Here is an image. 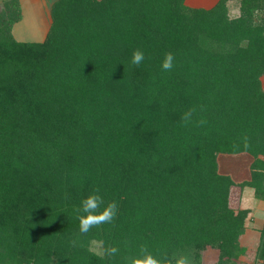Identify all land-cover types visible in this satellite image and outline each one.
I'll list each match as a JSON object with an SVG mask.
<instances>
[{"label": "trees", "instance_id": "16d2710c", "mask_svg": "<svg viewBox=\"0 0 264 264\" xmlns=\"http://www.w3.org/2000/svg\"><path fill=\"white\" fill-rule=\"evenodd\" d=\"M15 1L2 3L13 23ZM239 1L231 18L226 0H56L43 42L0 20V264H129L141 247L238 264L249 209L229 206L218 153L253 155L240 186L264 201V15ZM96 189L117 215L82 234L75 209ZM91 240L120 251L97 256ZM256 250L263 260L264 230Z\"/></svg>", "mask_w": 264, "mask_h": 264}, {"label": "rangeland", "instance_id": "374dc122", "mask_svg": "<svg viewBox=\"0 0 264 264\" xmlns=\"http://www.w3.org/2000/svg\"><path fill=\"white\" fill-rule=\"evenodd\" d=\"M226 1H227V4H226L227 11H228L227 13L229 17L232 18V17L238 16L240 14V9H239L240 1L239 2L238 0L236 2L231 1V0H229V2L228 0ZM3 2L4 0L2 1V3ZM14 2L17 4L15 0ZM2 3L0 2V20H3L5 23L12 22L13 19L17 18V15H15L17 11V6H16V9H14L15 6L14 8H11L9 3L7 2L4 4ZM216 3H217V0H184V4L186 6L193 7V8H201V7L204 8L203 6L211 8ZM22 4H25V3H22ZM35 4H37V1L36 2L34 1L30 5L28 2V5L31 7V9H33V6ZM263 4L264 3L262 2V0H259L257 3V7L259 6L260 7L254 11L253 19L255 21H260V19H263V15H264V9H262ZM28 5L25 4V8L22 5V9L20 6V9H21L20 17L21 16H24V17L21 20V22H18L14 35L18 40H25V41L29 40L31 42L32 41L43 42L45 41L48 30L50 28L49 21L44 19L45 22L46 21L47 22L43 23L44 21L40 22L41 21L40 17H38L37 19L33 18L32 16L33 14L31 15L29 13ZM43 6L45 5L43 4ZM41 7L39 5V11H41ZM260 81H261V86L264 88V73L260 75ZM216 159H217L219 171L229 174L231 178L234 180V185L231 186V190L229 193V206L235 211L240 210V209H249V208L255 211L260 210L262 208V204L261 206H259L258 203L254 205V200L258 198H256L253 192V188L249 186H243V187L240 186V184L243 183L244 181H248L251 179L250 163L253 161V155L248 152L218 153ZM246 220H247V217H246ZM94 242H100V241L91 240L90 245H89L90 249L94 246ZM239 244L240 246L242 245L240 242ZM242 247L246 248V253L244 251V253L240 255V257L238 258L239 261L237 263L238 264H253L257 260L255 259L256 258L255 256L258 253V250L255 249L257 248L256 245L254 244L246 245V246L242 245ZM218 254H219L218 249L206 247L203 251H201L197 264L198 263L199 264H213L217 261ZM20 264H27V263L23 261Z\"/></svg>", "mask_w": 264, "mask_h": 264}, {"label": "clouds", "instance_id": "9594fccd", "mask_svg": "<svg viewBox=\"0 0 264 264\" xmlns=\"http://www.w3.org/2000/svg\"><path fill=\"white\" fill-rule=\"evenodd\" d=\"M174 54L168 52L165 54L161 63V68L164 71H171L174 67ZM145 60V53L136 49L131 57V64L133 66H140ZM196 112L195 108L186 111L182 117V122L187 125L193 119ZM199 125H203L205 121L200 120ZM103 197L99 194V189H96L89 194L85 199L81 201V205L75 209L77 212V219L79 220V231L82 234L89 233L92 228H99L106 223H112L116 218L118 211V204L116 201L107 203L106 206ZM103 206V207H102ZM83 213V214H80ZM72 245H76V241H71ZM97 256H107L109 258L115 257L120 249L116 246H105L102 241L94 242V246L90 249ZM129 264H173L172 260L167 257L158 258L148 251L147 247H141L140 255L132 257ZM174 264H192L191 260L187 256H179L175 258Z\"/></svg>", "mask_w": 264, "mask_h": 264}, {"label": "crops", "instance_id": "0c3cea01", "mask_svg": "<svg viewBox=\"0 0 264 264\" xmlns=\"http://www.w3.org/2000/svg\"><path fill=\"white\" fill-rule=\"evenodd\" d=\"M2 1L3 0H0L1 3H2ZM34 1L35 2L37 1V4H35L33 6V9H31V7L29 5L32 4ZM53 1H55V0H51V1L50 0L49 1L48 0H18L19 4L21 6V9H22V5L25 8V4L28 5V2H29V5H28L29 13L31 15L33 14L32 15L33 18H36L37 19L38 17H40V20H41L40 22H43L44 21L43 23H46L47 21H49V25L51 23L50 9H51V6L53 4ZM218 1L219 0H217V2ZM231 1L236 2L237 0H231ZM48 2H50V3H48ZM228 2H229V0H228ZM22 3H25V4H22ZM43 4L45 6H43ZM226 4H227V2H226ZM39 5H40V7L42 6L41 7V11H39ZM203 7L204 8H208L206 6H203ZM21 9H20V11H21ZM23 17L24 16H21L19 18V20L16 21L17 23L14 22V24L12 26V34H13L14 37H15L14 33L16 31L17 24H18V22H21V20L23 19ZM44 19L47 20V21L45 22ZM19 41H25V40H19ZM253 192H254V190H253ZM257 203L259 204V206H261V204H262V208L260 210H257V211L251 210V208H249V211H248V214H247V220L245 221V231L240 236V239H239L240 243L242 245H244V246L254 244L257 247L258 246V243H259V240H260L261 231L264 230V201L259 200V199H255L254 200V205L257 204ZM256 264H264V259L263 260H257L256 261Z\"/></svg>", "mask_w": 264, "mask_h": 264}]
</instances>
